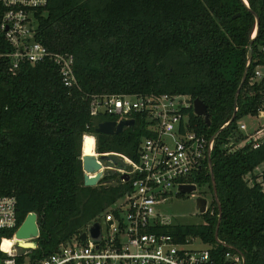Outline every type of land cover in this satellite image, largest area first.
<instances>
[{
  "label": "trees",
  "instance_id": "obj_1",
  "mask_svg": "<svg viewBox=\"0 0 264 264\" xmlns=\"http://www.w3.org/2000/svg\"><path fill=\"white\" fill-rule=\"evenodd\" d=\"M246 1L248 6L242 0H48L38 10L34 39L52 52L73 56L77 84L65 87L50 60L21 63L12 73L9 60L0 59V195L16 199L18 226L29 212L36 213L33 256L43 258L78 236L129 189V182L83 184L81 150L95 154L89 139L94 138L84 135H95L99 153L135 160L142 138L150 134L139 115L120 133L97 132L98 124L111 117L90 115L89 98L165 92L205 104L209 125L188 111L189 127L198 133L214 134L234 112L235 118L220 132L211 154L217 198L210 170L203 169L194 182L211 200L201 221L172 222L159 231L178 242L200 241L221 264L226 251H239L244 264H264V187L251 174L264 160V146L219 147L237 119L259 105L260 86L250 79L264 62V0ZM7 50L0 31V51ZM219 214L217 237L226 246L214 236ZM15 230L0 229V239L11 238ZM9 243L3 240L2 248Z\"/></svg>",
  "mask_w": 264,
  "mask_h": 264
},
{
  "label": "built area",
  "instance_id": "obj_2",
  "mask_svg": "<svg viewBox=\"0 0 264 264\" xmlns=\"http://www.w3.org/2000/svg\"><path fill=\"white\" fill-rule=\"evenodd\" d=\"M242 1L248 6L246 0ZM47 3L48 0H0V31L9 47L7 51H0V59L9 60L8 71L12 73L21 63L34 65L50 60L56 65L63 85L72 88L77 84L73 56L67 52H52L34 39L38 10ZM254 34L255 29L252 37ZM261 51L264 54V46ZM254 83L260 86L259 105L254 113L245 116L255 117L258 123L252 131L245 133L240 131L246 130V125L236 123L223 137L220 148L256 150L264 146V62L254 68L250 84ZM88 103L92 116L107 115L111 117L109 120L117 122L134 120V116L139 115L148 122L150 134L142 138L135 160L117 152H97L95 135L85 134L94 138L95 156L115 154L125 163L123 169L101 167V171L111 169L117 173L99 180L96 185L129 182V189L108 206L98 220L85 227L82 231L84 240L79 238L81 232L43 258L33 256V248H20L14 237L15 231L11 238L2 237L0 251L4 256L0 257V264H221L211 257L208 246L202 249L192 247L196 240L187 238L178 242L171 234L159 231L161 226L172 222L156 211V205L172 195L179 196L181 185L196 186L194 180L200 171L209 168L208 159L211 160L220 134L217 131L211 135L202 134L189 127L188 111L193 112L192 99L165 92L106 93L92 95ZM234 109L236 111L237 107ZM230 123L226 121L219 129H225ZM261 165L263 168L257 170ZM121 174H127L128 179L121 180ZM251 174L254 181L264 187V160ZM94 222L100 226L99 240L90 239L87 232L88 226ZM17 226L16 199L0 195V229H17ZM5 239L13 241L9 250L1 247ZM16 245L21 250L15 248ZM223 261L224 264H244V256L239 251H226Z\"/></svg>",
  "mask_w": 264,
  "mask_h": 264
},
{
  "label": "water",
  "instance_id": "obj_3",
  "mask_svg": "<svg viewBox=\"0 0 264 264\" xmlns=\"http://www.w3.org/2000/svg\"><path fill=\"white\" fill-rule=\"evenodd\" d=\"M256 16V15H255ZM235 17V16H233ZM257 26H258V21L256 23V28H255V34L257 32ZM253 36V37H254ZM252 37V38H253ZM252 40L249 43V48L247 51V63H249V61L252 58ZM246 63V66H248L249 64ZM246 79V69L243 72L240 84L235 92V96H234V103H236L237 101V96L238 93L240 91V88L242 86V84L244 83ZM189 101V100H187ZM192 109L195 115L197 116H202L204 118V122L205 124L209 125V117H208V113L206 110V106L205 104L198 98H195L192 100ZM235 118V112L232 114L231 119L229 120L230 122L233 121V119ZM134 124V120L131 119H127V120H118L117 122L113 121V120H106V121H102L98 124L96 131L100 132V133H104V134H117L123 131L124 127L127 126H131ZM222 129H219L217 131V133L219 134L221 132ZM81 161H82V169H83V184L85 186H95L99 180L104 179V178H111L113 176L116 175V171L115 170H111V169H105L103 171L100 170L101 167H113V168H118V169H123L125 167V163L124 161L117 157L115 154H109V155H103V154H99L98 156L95 155H82L81 156ZM209 162V170H210V174H211V178H212V186H213V194L216 197V191H215V183H214V179L212 176V170H211V160L210 158L208 159ZM89 174H94L93 176H90ZM121 180L126 181L128 179V175L127 174H121L120 175ZM196 189V186L193 184H184L181 185L179 190L181 194L184 193H191ZM196 203V209L198 211L199 214H202L206 211V200L205 198L198 196L196 197L195 200ZM37 216L35 212H29L24 220L21 222V224L17 227V229L14 232V237L17 240H21V239H26L29 240L30 242V246L27 247H23L22 245L19 244V242H17V245L20 248H35L36 247V243L32 240L38 237L39 235V229L37 226ZM220 219H221V214H219L218 217V221H217V225H216V230H215V239L216 241H218V237H217V229L220 223ZM88 235L90 239L93 240H99L100 239V226L98 222H94L91 225L88 226L87 229ZM80 240H84L85 239V233L82 232L79 236ZM222 245L226 246L225 243H222Z\"/></svg>",
  "mask_w": 264,
  "mask_h": 264
},
{
  "label": "rangeland",
  "instance_id": "obj_4",
  "mask_svg": "<svg viewBox=\"0 0 264 264\" xmlns=\"http://www.w3.org/2000/svg\"><path fill=\"white\" fill-rule=\"evenodd\" d=\"M238 122L244 123L247 127L246 130H241L240 132H250L258 123L257 119L252 116H244L242 118L237 119ZM263 166L257 168V170H261ZM205 188L196 185V189L191 193H184L179 196L172 195L168 199L164 201V203L156 205V211L160 213V215L166 218L170 222H179V223H198L201 221L200 214L196 209V197L201 196L205 198L206 205L208 206L211 200V195L205 192ZM34 241V239H32ZM192 247L197 248H205L206 245L202 244L200 241H195L192 244ZM18 250H21L17 245L15 246Z\"/></svg>",
  "mask_w": 264,
  "mask_h": 264
},
{
  "label": "bare ground",
  "instance_id": "obj_5",
  "mask_svg": "<svg viewBox=\"0 0 264 264\" xmlns=\"http://www.w3.org/2000/svg\"><path fill=\"white\" fill-rule=\"evenodd\" d=\"M85 136H90V135H85ZM84 136V137H85ZM84 139V138H83ZM90 140H92L93 141V143H94V139H92V138H89ZM94 147H95V143H94ZM82 153H83V151H82ZM87 155H92V154H87ZM30 242V241H29ZM28 242V243H29ZM11 245V243H9V244H7V246H6V244H5V248H6V250H9V246ZM27 246H30V245H24V247H27ZM2 247V246H1Z\"/></svg>",
  "mask_w": 264,
  "mask_h": 264
}]
</instances>
